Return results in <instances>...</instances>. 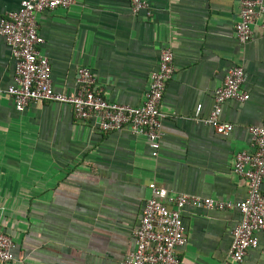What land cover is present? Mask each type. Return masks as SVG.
<instances>
[{
	"label": "crops",
	"instance_id": "obj_1",
	"mask_svg": "<svg viewBox=\"0 0 264 264\" xmlns=\"http://www.w3.org/2000/svg\"><path fill=\"white\" fill-rule=\"evenodd\" d=\"M21 1L0 0V19ZM145 1L151 17L134 15L129 0H75L36 20L53 89L67 95L75 94L76 71L85 67L105 100L140 106L161 52L171 49L175 75L161 102L157 158L129 128L103 133L65 105L18 112L6 93L14 61L0 37V227L16 245L9 264H120L134 249L151 183L169 195L233 203L247 197L248 183L233 163L237 153L254 151L249 128L264 125V15L241 45L238 0ZM234 65L245 71L248 98L224 103L219 121L234 129L222 136L205 121ZM181 220L187 244L176 250L179 264H236L228 254L237 210L185 207ZM256 236L257 248L239 264H264V230Z\"/></svg>",
	"mask_w": 264,
	"mask_h": 264
},
{
	"label": "built area",
	"instance_id": "obj_2",
	"mask_svg": "<svg viewBox=\"0 0 264 264\" xmlns=\"http://www.w3.org/2000/svg\"><path fill=\"white\" fill-rule=\"evenodd\" d=\"M75 0H22L20 8L0 19V37L9 48L14 61L13 85L6 93L13 100L18 112L37 103H56L71 108L75 120L94 122L103 133L129 128L133 135L147 140L153 158L160 152L162 123L165 115L161 102L166 85L174 78L175 66L171 49L160 55L157 69L151 73L145 99L140 106L111 103L96 90L95 78L85 67L76 71L77 90L73 95L54 91L49 60L40 54L44 43L38 34L36 16L56 9H69ZM134 15L152 12L145 0H129ZM238 21L234 25L237 41L249 43L253 26L259 15H264V0H238ZM264 37V27H263ZM246 74L242 66H232L223 84L214 93V107L205 123L215 133L228 136L233 125L221 123L219 115L227 101L244 103L247 94L243 90ZM201 111L199 105L196 115ZM254 151L235 155L233 172L248 183L247 197L237 203L220 202L186 194L169 195L166 189L148 185L151 196L145 201L138 227L133 232L134 249L120 264H179L176 250L187 244L186 229L181 220L185 207L209 211L237 210L240 222L232 231L229 249L231 262L242 263L248 251L258 246L257 234L264 230V125L251 127ZM15 243L0 227V264L14 261Z\"/></svg>",
	"mask_w": 264,
	"mask_h": 264
}]
</instances>
